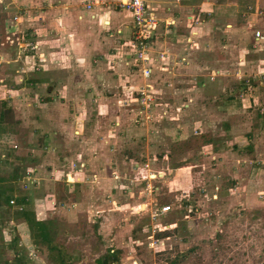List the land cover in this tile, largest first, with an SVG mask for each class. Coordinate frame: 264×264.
Here are the masks:
<instances>
[{
	"label": "rangeland",
	"instance_id": "rangeland-1",
	"mask_svg": "<svg viewBox=\"0 0 264 264\" xmlns=\"http://www.w3.org/2000/svg\"><path fill=\"white\" fill-rule=\"evenodd\" d=\"M117 3L113 6L125 7L120 0ZM25 10L21 8V12ZM257 15H261L259 10ZM12 19H17V15ZM165 29L169 31L166 26ZM132 30L133 24L128 30L130 35L107 37L106 45L115 47L116 57L111 60L119 67L113 93L104 83L93 82L91 86L88 80L83 81L84 66L69 52L64 65L74 67L68 69V75L62 69L47 73L54 68L49 63L31 68L48 70L32 77L35 81L49 80L41 89L29 84V76L16 85L12 67L0 65V91H5V99L11 101L15 97V104H7L13 108L4 112V119L11 123L7 128L13 127L17 133L6 146L14 145L17 162L13 164L18 167L17 176L24 175L21 180L15 179V187L29 192L31 186H37L36 194H51V219L55 223L50 228L51 245L62 246L65 252L50 251L49 243H44L46 253L62 261L42 254L38 263L95 264V258L108 247L122 249L118 261L107 264H264V166L261 162L260 170H256L257 166L254 171L251 169L253 163L247 158L255 151L251 148L247 154L249 146L244 147L241 142L251 128L262 123L264 103L245 113L234 108L227 114L218 109L217 113H207L201 106L200 90L189 80L190 67L181 65L172 73L157 71L154 75L151 71L149 77L141 75L137 65L140 62L135 59L134 45L129 40ZM150 39L148 49L152 51L155 46H151ZM17 48H8L7 58L17 57ZM234 54L230 53L229 58ZM163 55L156 54L157 62ZM89 63L96 72L105 68L102 61ZM123 66L129 73H121ZM101 73L103 77L104 70ZM173 73L178 76L171 77ZM109 74H113L112 69ZM54 78L64 79V87ZM218 84L216 79L214 85H206V99L212 94L215 99ZM58 86L66 91L50 92L57 91ZM142 87L148 95L147 105L141 104ZM231 95L234 99L221 96L212 106L232 103L238 96ZM193 107L197 108L190 114ZM209 114L214 119L203 126ZM193 120L201 122L193 127ZM224 121L233 128H224ZM254 132L256 136L257 131ZM260 150L255 156L260 154L264 160V144ZM238 163L244 167L240 169ZM48 164L61 169L50 175L56 177L55 181L41 176ZM130 165L134 172L124 176V166ZM69 174L72 187L65 191L70 187L66 183ZM113 179L121 194L113 197L111 204L109 186ZM99 182L107 185L105 192L100 193ZM257 184L261 193H255ZM66 196V202L77 203L72 210L60 213L55 201L63 202ZM164 203H170L171 208L157 212ZM9 205L18 207L15 202ZM24 262L32 264L28 257Z\"/></svg>",
	"mask_w": 264,
	"mask_h": 264
},
{
	"label": "crops",
	"instance_id": "crops-1",
	"mask_svg": "<svg viewBox=\"0 0 264 264\" xmlns=\"http://www.w3.org/2000/svg\"><path fill=\"white\" fill-rule=\"evenodd\" d=\"M117 2L119 0H4L0 4V65L12 67V75L16 76L14 79L16 85H21L17 82H24V78L29 76V84L41 89L49 80L42 78L35 81L32 77L40 71L49 70L47 73H50L58 69L64 70V75H68V69L71 66L74 67L73 64L64 65V61L69 60L67 58L69 52L84 66L83 81L88 80L91 86L93 82H97L98 85L104 83L107 85L108 92L113 93L114 88H117L116 73L119 74V67L116 68L113 64L114 60H111L116 57L115 47L114 44L106 45L109 41L107 37L113 39L130 35L128 30L132 24V17L127 9L113 6L118 4ZM89 3L90 6L87 7ZM145 3L147 8L159 17L150 39L151 46L155 47L152 51L150 49L148 51L152 74L155 75L157 71L162 74L172 73L174 68H179L181 65L190 67L189 80L194 81L193 87L200 90L203 97L201 106L207 113L214 111L217 113V109L223 114L231 113V109H238L245 113L248 108L258 109V105L264 103V0H145ZM22 7L26 8L23 12H21ZM258 10L262 11L261 15H257ZM13 15H17V19L13 20ZM166 19L172 20L173 23L165 24ZM165 26L169 31H166ZM256 30L260 32L261 37L254 35ZM34 41L37 42L36 46ZM11 46L18 47L19 53L15 58H7L5 51ZM158 52L164 53L159 63L156 57ZM233 52L235 54L230 59L229 54ZM87 59L97 63L102 61L105 68L98 72L93 71ZM45 63L54 65V68L32 71L33 66ZM124 63L131 64L129 61ZM110 69L113 74H109ZM103 70L106 75L103 74L101 77ZM127 71L129 73L130 70L123 66L121 73L125 74ZM83 75L80 73V78ZM170 76L175 78L178 75L173 73ZM213 76H217L216 79L219 81L215 101L221 99V96H227L224 97L225 100L234 99L232 95L230 97V94L239 98L235 97L237 99L232 103L229 101L218 104V108L212 106L213 94L208 95V99L203 94L206 85H214L216 79L214 80ZM55 80L58 81V85L64 87V79ZM1 81L3 79L0 78ZM229 81H231L230 84H226ZM203 84L205 87L200 86ZM60 86L56 87L57 91L50 90V92L56 94L65 92L66 89ZM88 89L94 92L92 87ZM4 92L0 91V193L3 192L0 196V264H27L24 262L25 257H28L32 264H39L38 262H41L43 258L42 254L45 258L51 256L50 253H46L47 247L44 243L48 242V245L52 246L50 228L55 224H52L51 219L54 200L51 194H43V196L36 194L37 186H31L29 192H24L20 186L17 189L15 187V179L21 180L24 175L17 176L18 167L13 164L17 162L14 145L6 146V142L9 143L17 133L13 127L7 128L11 123H7L4 119V112L13 108L7 104L8 102L15 104V97H11V101L5 99ZM82 95H85L84 91ZM184 105L187 104L184 103ZM196 108L193 107L188 112L193 114ZM213 119V114L206 115L202 122L203 126L207 125V122L211 123ZM263 120L264 115L261 118L262 123L255 125V128H251V133L242 137L244 139L241 142H244L242 143L244 147L249 146L246 150L247 154L251 153V148L257 152L264 144ZM179 121L177 119L175 122L179 124ZM199 122L201 120H193L192 123L195 124L193 127H196ZM222 125L224 128H233L226 121ZM247 131L249 132V129ZM254 131H257L256 136ZM260 151L262 152V149ZM255 152L253 156L250 155L247 158L253 163V166L249 165L253 171L254 166H257L256 170H260L261 164L264 166V160L261 159L260 154L256 158ZM104 156L106 158V154ZM97 159L98 157L95 160ZM237 166L240 169L241 166L244 167L241 163ZM34 167L36 172H39L38 167ZM57 170L61 171L48 164L45 173L41 176L47 177L49 181L51 179L55 181L56 177L51 178L50 175L55 174ZM123 171L124 176L134 172L131 165L127 168L124 166ZM70 179L69 174V178L66 179L68 182H64L70 187L65 191H70L72 187L73 180ZM114 182L113 179L109 186L111 204H113V197L121 194V190L116 188L119 184ZM100 183H97L100 193L105 192L107 185L101 186ZM260 187V184L254 187L255 193L262 192ZM66 195H70V192ZM11 198H14L15 203L23 208L9 205ZM66 199L69 197L66 196L63 202L55 201L59 203L60 213L72 210L73 205L77 203L76 200L66 202ZM4 216H7L8 220L4 219ZM37 222L41 223L39 226H49L48 236L40 233L38 224H35ZM128 224L132 225L133 222L129 220ZM53 244L64 252L62 246Z\"/></svg>",
	"mask_w": 264,
	"mask_h": 264
},
{
	"label": "built area",
	"instance_id": "built-area-1",
	"mask_svg": "<svg viewBox=\"0 0 264 264\" xmlns=\"http://www.w3.org/2000/svg\"><path fill=\"white\" fill-rule=\"evenodd\" d=\"M121 4L125 6L124 8L127 9L132 17V24L134 26V30H132L130 41H132V44L134 45V56L137 61L140 63H137L140 69V73L143 77H149L150 73L152 71L150 66V57L148 54V41L149 38H151V35L154 31V28L156 24L159 21V17H157L152 11H150L145 3V0H120ZM90 4H87V7H89ZM260 13H262L261 10H259ZM173 23L172 20L166 19L165 24H171ZM254 35L256 37H261L260 32L256 30L254 32ZM146 40V41H145ZM37 45V42L34 41V46ZM141 96V104L145 105L147 103V94L145 93V88L142 87L140 90ZM147 105V104H146ZM26 178L30 176H25ZM31 178L33 176L31 175ZM31 181L30 183H32ZM25 187L27 184H23ZM15 200L11 198L9 200V203H14ZM140 206V205H137ZM21 208L22 206H18ZM171 208V205L169 203H164L161 205V207L157 210V212H165ZM161 228H158L160 231Z\"/></svg>",
	"mask_w": 264,
	"mask_h": 264
},
{
	"label": "trees",
	"instance_id": "trees-1",
	"mask_svg": "<svg viewBox=\"0 0 264 264\" xmlns=\"http://www.w3.org/2000/svg\"><path fill=\"white\" fill-rule=\"evenodd\" d=\"M3 195V192L0 193V196ZM26 217H28V215L26 214ZM38 227V230H40V233H42L44 236H48V231L47 229L49 228V226H39L41 225L40 222H37L35 223ZM49 250H55V251H59L60 249L58 247H56L55 245L54 246H48ZM51 254V253H50ZM118 256H119V249H112V248H109L108 247L106 248L105 252L104 253H101L98 257L95 258V264H107L108 261L110 262H116L118 261ZM51 257L57 259L59 262H61L62 260L59 259V258H56L55 256H52L51 254Z\"/></svg>",
	"mask_w": 264,
	"mask_h": 264
}]
</instances>
